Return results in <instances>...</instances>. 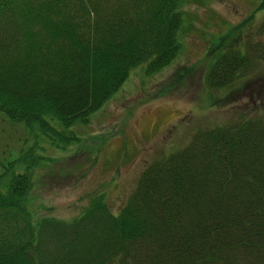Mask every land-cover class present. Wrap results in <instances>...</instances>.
<instances>
[{
    "label": "trees",
    "instance_id": "16d2710c",
    "mask_svg": "<svg viewBox=\"0 0 264 264\" xmlns=\"http://www.w3.org/2000/svg\"><path fill=\"white\" fill-rule=\"evenodd\" d=\"M184 2L0 0V114L30 136L88 123L134 69L179 57ZM257 56L249 43L221 53L209 88L248 77ZM16 159L0 174V264H264L263 118L198 130L147 165L118 214L97 198L70 222L33 221Z\"/></svg>",
    "mask_w": 264,
    "mask_h": 264
},
{
    "label": "rangeland",
    "instance_id": "374dc122",
    "mask_svg": "<svg viewBox=\"0 0 264 264\" xmlns=\"http://www.w3.org/2000/svg\"><path fill=\"white\" fill-rule=\"evenodd\" d=\"M262 2L185 0L179 57L159 73L148 75L146 65L134 69L88 123L69 129L58 124V135L42 130L30 136L0 114V174L14 158L19 160L16 171L29 173L33 221L70 222L97 198L118 214L147 165L186 146L198 130L241 118L264 119ZM239 43L261 50L258 69L225 89L209 88L214 61Z\"/></svg>",
    "mask_w": 264,
    "mask_h": 264
}]
</instances>
